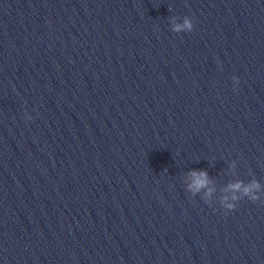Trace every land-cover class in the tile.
I'll return each instance as SVG.
<instances>
[{
	"label": "water",
	"instance_id": "1",
	"mask_svg": "<svg viewBox=\"0 0 264 264\" xmlns=\"http://www.w3.org/2000/svg\"><path fill=\"white\" fill-rule=\"evenodd\" d=\"M0 264H264V0H0Z\"/></svg>",
	"mask_w": 264,
	"mask_h": 264
},
{
	"label": "clouds",
	"instance_id": "2",
	"mask_svg": "<svg viewBox=\"0 0 264 264\" xmlns=\"http://www.w3.org/2000/svg\"><path fill=\"white\" fill-rule=\"evenodd\" d=\"M186 24H187V22H186ZM189 27H190V25H189ZM177 30H179V29L177 28ZM190 175H191V177L193 179V184L190 187L194 191L199 190L201 187L205 186L207 184V182H208L207 181V173L204 172V171H200V172L192 171L190 173ZM230 187H232V188H239L240 185H239V183H237V184L231 185ZM247 191H248V189L245 188V193H247ZM228 207L230 209L233 208L232 205H228Z\"/></svg>",
	"mask_w": 264,
	"mask_h": 264
}]
</instances>
